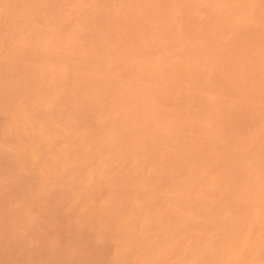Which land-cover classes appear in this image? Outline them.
Returning <instances> with one entry per match:
<instances>
[{"label": "bare ground", "instance_id": "bare-ground-1", "mask_svg": "<svg viewBox=\"0 0 264 264\" xmlns=\"http://www.w3.org/2000/svg\"><path fill=\"white\" fill-rule=\"evenodd\" d=\"M0 264H264V0H0Z\"/></svg>", "mask_w": 264, "mask_h": 264}]
</instances>
